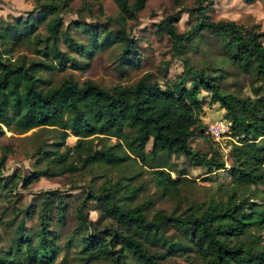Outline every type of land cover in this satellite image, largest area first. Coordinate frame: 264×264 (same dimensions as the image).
Wrapping results in <instances>:
<instances>
[{
  "label": "trees",
  "instance_id": "1",
  "mask_svg": "<svg viewBox=\"0 0 264 264\" xmlns=\"http://www.w3.org/2000/svg\"><path fill=\"white\" fill-rule=\"evenodd\" d=\"M34 1L35 15L15 17L0 29V136L5 132L4 127L15 133L50 128L59 135L37 146L36 156L43 165L28 175L12 173L6 179L2 171L9 147L3 145L0 188L12 179H19L27 186L41 176L139 160L161 196H179L183 177H172L161 161V154L186 155L193 164L205 166L208 171L225 167L224 160L215 153L200 152L190 145L192 137L205 136L200 128L203 105L198 97L203 90L209 92L211 102L224 108L230 121V134L234 138L230 151L232 180L239 184L264 183V143H258L259 138H264V29L258 23L247 26L233 19H212L205 12L207 0H193L190 7L176 0L181 7L163 16L156 28L158 34L166 33L170 37L175 53L190 45L189 41L199 30L215 35L238 71L254 74L259 80L252 86L253 96L225 90L219 67L207 63L193 68L186 56L182 71L164 85L151 71L143 72L133 83H117L112 87L101 86L90 78L79 81L71 76L54 83L44 77L45 72L66 65L80 68L82 65L74 53L92 57L97 48L110 45L118 46L121 58H129L126 64L138 67L137 43L127 29V22L138 20L147 0H114L117 14L106 16V22L115 24L116 29L104 31L96 24L78 20L73 21L74 29L63 30L62 14L73 0ZM99 11L104 13L102 5ZM182 11L200 13L201 17L189 29L179 32L176 23ZM41 23L44 34L38 30ZM74 30L84 31V38L79 39ZM59 43L67 49L62 50ZM18 47L30 49L40 57L12 56ZM188 76L191 79L198 76V80L193 79L187 85ZM69 134L76 136L72 145L66 144ZM100 136L116 140L95 143L93 138ZM131 179H107L97 190H86L81 202L69 206L76 219L74 233L80 236L81 261L77 264L97 259L103 264H129L125 253L137 264H163L161 259L167 253L152 250L146 238L156 236L162 244L166 243L170 239L163 234V227L169 225L190 231L200 264H264V248H254L242 238L253 218L264 221V209L247 207L249 198H238L232 189L221 201L211 197L205 206L190 203L183 213L157 209L148 216L151 199L134 202L141 185H132ZM12 188L11 183L8 189ZM42 194L37 205L20 209L22 215L14 244L0 254V264H50L54 258L51 226L54 221H64L68 206L60 191L45 190ZM92 198L97 200L101 219L98 224L84 209ZM33 212L38 228L31 235L25 219Z\"/></svg>",
  "mask_w": 264,
  "mask_h": 264
},
{
  "label": "rangeland",
  "instance_id": "2",
  "mask_svg": "<svg viewBox=\"0 0 264 264\" xmlns=\"http://www.w3.org/2000/svg\"><path fill=\"white\" fill-rule=\"evenodd\" d=\"M185 7L193 5V0H181ZM34 0H0V29L15 17H28L35 15L37 9ZM102 5L104 13L99 11ZM176 0H147L144 8L138 14V20H128L127 29L137 43L135 56L140 60L138 67H131L121 58L117 45L97 48L92 57L77 55L82 65L80 68H72L68 65L51 73H44V77L54 83L60 82L64 77L71 76L82 81L90 78L101 86L112 87L117 83H133L143 72L151 71L162 85L165 81L172 80L183 69V59L188 57L193 68L204 64H215L222 73L220 82L227 91H234L243 95H251L252 86L257 85L259 80L254 74L242 73L231 63L224 53L221 41L206 30L196 32L190 45L184 46L182 52L175 53L171 47V39L166 33L156 32L159 20L170 12L179 9ZM117 6L114 0H73L70 7L65 10L63 16V30L73 28V21L90 22L96 24L98 29H116V25L106 22V16H115ZM206 14L212 19H233L238 23L250 26L258 23L264 29V0H207ZM201 17L200 13L189 14L182 11L176 25L179 32L190 28V25ZM74 29V28H73ZM38 30L45 33L41 23ZM76 31L79 39L84 38L85 32ZM264 42V41H263ZM60 44V43H59ZM62 50L67 48L61 43ZM25 54L27 57L39 58L30 49L18 47L12 52V56ZM196 81L198 76L194 77ZM187 78V85L193 81ZM209 92L201 91L198 97L203 105L200 113V128L205 131V136H195L190 139V145L195 150L215 153L216 157L222 158L225 167L208 171L205 166L193 164L183 154H161L172 177H183L181 194L175 197H164L154 185L147 168L140 164L139 160H127L119 165L99 164L95 167L79 169L73 173L45 177L41 176L24 186L19 179H12L7 186L0 188V254L12 246L13 238L17 235L16 227L22 215L20 209L28 205H37L41 200L42 191L55 189L60 191L66 198L68 208L65 210L63 222L54 221L52 239L54 243V258L50 264H77L81 261L79 253V234L74 233L76 219L70 205L81 202L86 190H97L107 179L114 181L120 177H132L129 182L132 185H141V191L134 202L150 198L147 215L157 209H164L168 213H183L190 203H200L202 206L214 197L216 200L225 199L232 189L237 197L249 198L248 208L264 209V183L239 184L232 180V160L230 151L233 137L230 134V121L225 116V110L217 102L209 100ZM0 136V153L3 145L9 147L7 159L2 171L4 179L12 173L28 175L37 166L43 165L36 156L37 146L44 140L48 142L55 139L59 132L50 128H33L24 133H15L7 130ZM94 142L113 143L116 138L100 136L93 138ZM76 136L69 134L66 144L72 145ZM259 145H263L264 138H259ZM151 142L146 145L149 152ZM42 162V163H41ZM142 171V172H141ZM141 172V173H140ZM125 180V179H124ZM14 185L11 190L8 187ZM96 198L88 199L85 211L88 217L96 224L101 222L100 213L96 208ZM102 223H106L103 220ZM27 229L35 234L38 228L35 212L26 217ZM163 234L170 240L162 244L156 236L146 238L147 245L152 250L166 254L161 259L163 264H200L197 252L192 247L190 231L182 230L174 226L163 227ZM245 242H249L254 248H264V221L253 218L252 224L242 236ZM129 264H137L129 253L124 254ZM88 264H103L100 259L93 260Z\"/></svg>",
  "mask_w": 264,
  "mask_h": 264
}]
</instances>
